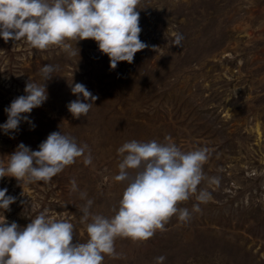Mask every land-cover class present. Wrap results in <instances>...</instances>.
Listing matches in <instances>:
<instances>
[{
  "label": "rangeland",
  "instance_id": "374dc122",
  "mask_svg": "<svg viewBox=\"0 0 264 264\" xmlns=\"http://www.w3.org/2000/svg\"><path fill=\"white\" fill-rule=\"evenodd\" d=\"M138 7L140 39L148 47L115 69L91 39L71 41L77 55L70 56L0 38V124L5 108L26 95L29 79L43 83L40 69L58 68L46 82L48 99L28 114L31 123L22 121L9 134L0 129V161L7 165L21 142L39 150L59 131L87 144L92 155L91 165L77 158L47 184L0 179V189L16 197L10 211L0 209V220L26 227L47 209L75 226L74 242H85L80 192L93 200L91 211L114 215L124 189L114 179L117 149L171 136L184 151L210 149L203 170L220 183L199 187L212 199L187 223L173 216L147 241L117 239L120 258L106 256L103 264H155L159 256L164 264H264V0H140ZM177 34L184 37L181 47L173 45ZM72 83L97 97L80 119L66 107L77 99ZM195 203L193 196L179 206L191 210Z\"/></svg>",
  "mask_w": 264,
  "mask_h": 264
},
{
  "label": "clouds",
  "instance_id": "9594fccd",
  "mask_svg": "<svg viewBox=\"0 0 264 264\" xmlns=\"http://www.w3.org/2000/svg\"><path fill=\"white\" fill-rule=\"evenodd\" d=\"M139 3L140 0H0V38L5 42L23 39L37 50L58 47L70 56L77 55L71 41L78 45L91 39L109 57L110 68L115 69L119 62L132 63L135 54L148 47L140 39ZM183 39L182 34H177L173 45L181 47ZM57 70V66L46 64L40 69L43 83L30 79L26 82V95L15 98L5 108L7 120L0 124L5 134L17 131L22 121L31 123L28 114L48 99L46 82ZM70 87L77 99L67 104L68 111L75 119L87 116L97 97L82 83H72ZM117 152L121 160L114 179L124 184V189L118 208L112 210L114 215L91 211L93 200L80 192V199L86 201L79 209L80 223L85 225L88 236L85 242H74L75 226L65 219L51 218L47 209L29 218L26 227L15 221L9 223L4 216L0 220V264H103L106 256L120 258L115 247L117 239L147 241L157 230H166L173 216L189 222L193 213L201 212L200 204L212 199V193L199 186L205 181L220 183L219 177H208L203 170L210 157L209 148L184 151L171 136H165L163 142L131 140ZM8 157L7 165L0 161V179L14 177L20 184L50 183L80 157L86 166L92 164L89 146L78 144L61 131L50 133L39 150L21 142ZM71 191H79L75 179L71 181ZM7 192V188L0 189V209L4 212L16 202V197ZM193 196L197 203L191 210L179 206ZM165 260V256L156 257L155 264H164Z\"/></svg>",
  "mask_w": 264,
  "mask_h": 264
}]
</instances>
